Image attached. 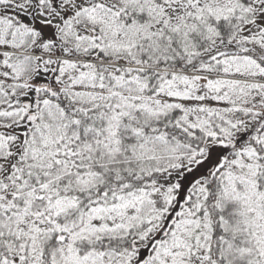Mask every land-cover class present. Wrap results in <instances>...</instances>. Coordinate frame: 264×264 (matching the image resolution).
I'll use <instances>...</instances> for the list:
<instances>
[{
	"label": "snow or ice",
	"instance_id": "snow-or-ice-1",
	"mask_svg": "<svg viewBox=\"0 0 264 264\" xmlns=\"http://www.w3.org/2000/svg\"><path fill=\"white\" fill-rule=\"evenodd\" d=\"M0 264H264V0H0Z\"/></svg>",
	"mask_w": 264,
	"mask_h": 264
}]
</instances>
